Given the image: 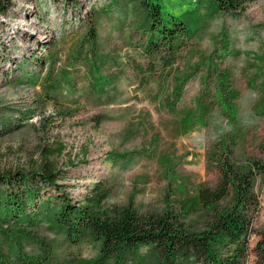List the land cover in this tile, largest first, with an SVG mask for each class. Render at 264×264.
Returning a JSON list of instances; mask_svg holds the SVG:
<instances>
[{
    "label": "rangeland",
    "instance_id": "obj_1",
    "mask_svg": "<svg viewBox=\"0 0 264 264\" xmlns=\"http://www.w3.org/2000/svg\"><path fill=\"white\" fill-rule=\"evenodd\" d=\"M158 1L191 26L206 24L172 70L139 87L149 62L139 0H0V172L41 164L63 143L50 159L73 198L84 202L102 186L106 205L147 211L175 208L181 193L214 182L222 149L239 163L264 157V0L238 16L212 10L211 0ZM257 190L264 227V181ZM15 226L1 245L7 264H22L9 249L18 226L29 232L19 251L36 254L40 238L54 264L96 254L47 219Z\"/></svg>",
    "mask_w": 264,
    "mask_h": 264
},
{
    "label": "trees",
    "instance_id": "obj_2",
    "mask_svg": "<svg viewBox=\"0 0 264 264\" xmlns=\"http://www.w3.org/2000/svg\"><path fill=\"white\" fill-rule=\"evenodd\" d=\"M251 1L211 0L209 5L214 11L238 16ZM133 11L139 12L136 23L147 36L143 50L149 62L139 66L140 87L172 70L182 60L187 40L206 23L191 26L181 16L166 12L158 0H139ZM91 28L89 35L95 37V28ZM64 148L59 143L41 164L29 169L0 172V264L9 261L1 245L15 224H39L43 219L64 229L72 246L88 244L96 250L94 256L65 257L59 264H251V252L253 264H264V227L255 221L261 204L257 184L264 181V157L249 156L239 163L233 148L222 149L213 158L219 172L214 182L200 181L181 193L185 195L175 208L141 211L132 203L106 205L108 192L102 186L84 202L73 198L58 182L62 169L50 159ZM47 187L55 192L42 199ZM18 230L12 233L9 249L16 250L22 264H54L52 247L40 238L36 254L19 251L23 249L22 237L29 232L19 226ZM252 234L258 235L253 249Z\"/></svg>",
    "mask_w": 264,
    "mask_h": 264
},
{
    "label": "clouds",
    "instance_id": "obj_3",
    "mask_svg": "<svg viewBox=\"0 0 264 264\" xmlns=\"http://www.w3.org/2000/svg\"><path fill=\"white\" fill-rule=\"evenodd\" d=\"M256 95H257V94H256ZM254 123H255V118L252 119V120H249L246 124H243L242 126H248V127H250V126H252Z\"/></svg>",
    "mask_w": 264,
    "mask_h": 264
}]
</instances>
